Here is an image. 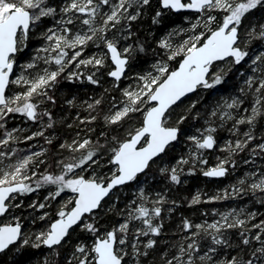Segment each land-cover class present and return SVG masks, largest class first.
I'll return each mask as SVG.
<instances>
[{
  "label": "snow or ice",
  "instance_id": "snow-or-ice-1",
  "mask_svg": "<svg viewBox=\"0 0 264 264\" xmlns=\"http://www.w3.org/2000/svg\"><path fill=\"white\" fill-rule=\"evenodd\" d=\"M197 171L234 179L169 195ZM28 249L264 264V0H0V264Z\"/></svg>",
  "mask_w": 264,
  "mask_h": 264
},
{
  "label": "trees",
  "instance_id": "trees-1",
  "mask_svg": "<svg viewBox=\"0 0 264 264\" xmlns=\"http://www.w3.org/2000/svg\"><path fill=\"white\" fill-rule=\"evenodd\" d=\"M172 19H175L173 17ZM142 27L140 28V35L142 37H146L147 30L149 29L151 25V20L149 16H145L142 20ZM165 24H168L169 21L166 19ZM162 27V26H160ZM160 27H156V35L160 34ZM149 42H151V37H146ZM150 55V54H149ZM62 87L64 88V92H73L78 93L80 96H83L87 91V87H77L74 85H71L70 82L64 81L62 83ZM64 93H61L63 95ZM225 132L218 131V136L223 137ZM182 151H184L183 145H178L176 149L170 154L171 156H176L180 154ZM244 154L241 153V156ZM214 160V156L209 158V163L211 164ZM245 166L241 165L240 170L242 171ZM234 177L232 175H229L227 177H223L220 179H212L207 178L200 171H197L196 173L192 174H183L182 180H186V183H181L180 185H174V191L170 192L169 195H171L173 198H184V197H191V195L196 192L198 189L203 191H209L214 188L224 187L229 184L230 181H232ZM248 197H244V200H247ZM216 203V202H213ZM212 204H196V205H188L186 200L181 205L177 206L176 211L172 214V218L165 221V229H172L175 225H177L180 221V216L183 214L184 216H189L190 218L199 219L200 218V209L204 207H211ZM217 206H219L217 204ZM167 207V206H166ZM112 219H118L117 217H112ZM169 235H171V232H169ZM42 249H28L27 251L23 252L21 255H19L16 259L18 261V264H31V258L35 256L37 253L41 252ZM3 258H0L2 260Z\"/></svg>",
  "mask_w": 264,
  "mask_h": 264
},
{
  "label": "rangeland",
  "instance_id": "rangeland-1",
  "mask_svg": "<svg viewBox=\"0 0 264 264\" xmlns=\"http://www.w3.org/2000/svg\"><path fill=\"white\" fill-rule=\"evenodd\" d=\"M221 132H225V134H224V136L222 137V138H224V137H227L228 136V133H227V131L226 130H224V129H221L220 130ZM167 205H165V207H166Z\"/></svg>",
  "mask_w": 264,
  "mask_h": 264
},
{
  "label": "water",
  "instance_id": "water-1",
  "mask_svg": "<svg viewBox=\"0 0 264 264\" xmlns=\"http://www.w3.org/2000/svg\"><path fill=\"white\" fill-rule=\"evenodd\" d=\"M207 178H209V177H207ZM212 179H220V178H212Z\"/></svg>",
  "mask_w": 264,
  "mask_h": 264
}]
</instances>
